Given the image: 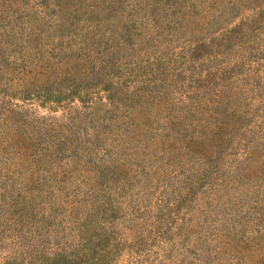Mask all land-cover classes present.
Returning <instances> with one entry per match:
<instances>
[{
    "label": "rangeland",
    "instance_id": "rangeland-1",
    "mask_svg": "<svg viewBox=\"0 0 264 264\" xmlns=\"http://www.w3.org/2000/svg\"><path fill=\"white\" fill-rule=\"evenodd\" d=\"M0 264H264V0H0Z\"/></svg>",
    "mask_w": 264,
    "mask_h": 264
}]
</instances>
